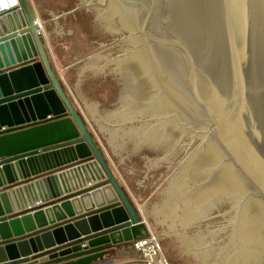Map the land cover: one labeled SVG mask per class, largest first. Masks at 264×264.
Returning <instances> with one entry per match:
<instances>
[{
    "label": "water",
    "instance_id": "1",
    "mask_svg": "<svg viewBox=\"0 0 264 264\" xmlns=\"http://www.w3.org/2000/svg\"><path fill=\"white\" fill-rule=\"evenodd\" d=\"M19 2L0 12V264H95L147 220L169 264H264V0H34L42 23Z\"/></svg>",
    "mask_w": 264,
    "mask_h": 264
},
{
    "label": "crops",
    "instance_id": "2",
    "mask_svg": "<svg viewBox=\"0 0 264 264\" xmlns=\"http://www.w3.org/2000/svg\"><path fill=\"white\" fill-rule=\"evenodd\" d=\"M44 36H45V41H46L45 46H46V49L48 51V55H49L52 67H53L55 73L57 74V77L63 82L65 89L68 92V95L73 98V100L76 102V104L78 106H80V102L78 101L73 90L71 89L70 85L68 84L67 80L65 79V77L63 76V74L59 68V65L57 63V60L55 58V55L53 53V50L51 48V45L49 43V40H48V37H47L45 31H44ZM85 114H86V112H85ZM97 140L100 141V144L102 146V147L101 146L100 147L103 150V153L106 154V158L109 161V164H110L114 174L118 178L120 184L125 188V191L129 195V198L131 199V201L138 206V209H141L140 204L138 203V201H137L136 197L134 196L132 190L130 189L129 185L127 184L126 180L124 179L123 175L121 174L119 168L117 167L116 163L114 162L113 158L111 157L106 146H104L101 138L100 139L98 138ZM4 189L5 188H1L0 191L4 190ZM41 203L42 202H38L37 205H41ZM31 208H32V205H29V208H26L25 210L31 209ZM21 211H23V210H18V212H14L13 215L15 213H21ZM86 213L87 212H85L84 214H86ZM10 215H9V217H10ZM148 230H149V227H148ZM146 232H147V230L144 231L145 235H148L149 233H146ZM3 243H4V241H0V244H3ZM131 246H132V242L125 243V244H118L116 246H112V244H106L107 254L104 256L103 259H99L98 262L95 264H124L127 261L130 262L129 264H139V260L138 259L136 260V258H131L130 260L123 259V257H125L124 254H125L126 250L132 249ZM74 260L75 259H71L70 261H74ZM61 263H65V262L62 261ZM55 264H58V263H55Z\"/></svg>",
    "mask_w": 264,
    "mask_h": 264
},
{
    "label": "built area",
    "instance_id": "3",
    "mask_svg": "<svg viewBox=\"0 0 264 264\" xmlns=\"http://www.w3.org/2000/svg\"><path fill=\"white\" fill-rule=\"evenodd\" d=\"M20 5L19 0H0V12ZM39 23V31L41 24ZM133 248L140 253L144 264H169L154 233H149L132 242Z\"/></svg>",
    "mask_w": 264,
    "mask_h": 264
},
{
    "label": "rangeland",
    "instance_id": "4",
    "mask_svg": "<svg viewBox=\"0 0 264 264\" xmlns=\"http://www.w3.org/2000/svg\"><path fill=\"white\" fill-rule=\"evenodd\" d=\"M29 2H30V4H31V6H32V8H33V10H34V12H35V14H36V16L40 19V16H39V13H38V11H37V8H36V5H35V3H34V0H29ZM40 21H41V19H40ZM41 23H42V21H41ZM44 28V27H43ZM45 30V29H44ZM80 106H81V104H80ZM81 110L83 111V114H84V119L85 120H87V122H88V124H90V129H91V131L94 133V135H95V138H99L100 139V136H99V134L97 133V131H96V129L94 128V126H93V124L91 123V121H90V119H89V117L85 114V111H84V109H83V107L81 106ZM96 133V134H95ZM102 140V139H101ZM103 142V141H102ZM98 143H100V141L98 140ZM104 144V143H103ZM101 146V145H100ZM105 146V145H104ZM102 147V146H101ZM146 220H147V218H146ZM147 223H148V227H149V230H147V232L146 233H154L153 232V230H152V228H151V226H150V224H149V222H148V220H147ZM131 248L132 249H130V250H126V252H125V257H123V259H125V260H130L131 258H136V260L138 259L139 260V264H144V262H143V260H142V258H141V256H140V253L139 252H137L132 246H131ZM127 253V254H126ZM130 262H125L124 264H129Z\"/></svg>",
    "mask_w": 264,
    "mask_h": 264
},
{
    "label": "flooded vegetation",
    "instance_id": "5",
    "mask_svg": "<svg viewBox=\"0 0 264 264\" xmlns=\"http://www.w3.org/2000/svg\"><path fill=\"white\" fill-rule=\"evenodd\" d=\"M120 30H122V32H124L125 31V29H124V27H122ZM44 28L42 27L41 28V32L43 33V37H44V45H45V43H46V41H45V36H44ZM45 48H46V46H45ZM46 51H47V49H46ZM47 53H48V51H47ZM67 95H68V92H67ZM69 96V95H68ZM69 98H70V100L72 101V103L74 104V106H75V108L81 113V115L83 116V118L85 117L84 116V114H83V111L81 110V107L80 106H78L77 104H76V102L73 100V98L72 97H70L69 96ZM86 121V123H87V126H88V128H89V130H90V132L92 133V135H93V137H94V139H95V141L97 142V144L100 146L101 144L100 143H98V140H97V138H95V135H94V133L91 131V129H90V124H88V122H87V120H85ZM101 148V147H100ZM103 151V150H102ZM105 155V157H106V154H104ZM107 159V158H106ZM109 162V161H108ZM110 165V164H109ZM134 204V203H133ZM137 208H138V206L136 205V204H134ZM145 207L147 208V204H144L143 206H141V209H139V211H141L142 213H143V211H144V209H145Z\"/></svg>",
    "mask_w": 264,
    "mask_h": 264
}]
</instances>
